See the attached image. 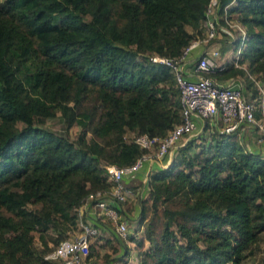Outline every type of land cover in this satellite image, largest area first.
<instances>
[{
	"label": "trees",
	"instance_id": "16d2710c",
	"mask_svg": "<svg viewBox=\"0 0 264 264\" xmlns=\"http://www.w3.org/2000/svg\"><path fill=\"white\" fill-rule=\"evenodd\" d=\"M208 1L0 0V264H53L43 258L45 233L77 230L88 194L109 189L104 166L144 152L126 133L162 137L181 121L174 77L149 56H179L203 36ZM228 13L247 30L251 72H264V0H234ZM228 70L226 78L241 73L247 89L253 84L237 68L219 73ZM57 112L67 127H81L76 142L37 125ZM203 135L214 142V170L196 181L232 186L254 207L246 224L227 221L243 248L221 240L212 207L182 205L176 156L189 140L148 174L136 225L145 224L150 245L140 264H241V251L264 231V157L243 147L239 133L206 124ZM35 233L46 247L39 253Z\"/></svg>",
	"mask_w": 264,
	"mask_h": 264
},
{
	"label": "built area",
	"instance_id": "2783aa9c",
	"mask_svg": "<svg viewBox=\"0 0 264 264\" xmlns=\"http://www.w3.org/2000/svg\"><path fill=\"white\" fill-rule=\"evenodd\" d=\"M233 2L222 4L221 0H209L202 21L203 36L192 40L179 56H149L151 62L168 67L174 77L179 90L181 121L162 137L130 132L132 136L129 141L144 152L130 164L120 166L111 163L104 166L109 189L88 194L79 208L84 218L78 216L77 231L59 240L44 254L45 260L53 264H84L88 260L90 245L101 230H112L116 236L128 238L130 222L137 224L144 188L127 185L125 179L135 176L150 161L158 164L162 158L172 156L171 148L182 138L186 142L195 131H202L205 122L212 129L224 133L240 134L246 128L254 129L255 142L264 144V98L258 106L261 116L257 117V107L248 96L245 77L236 75L222 81L211 77L225 70L228 64L246 69L240 60L246 45L247 30L229 15L228 9ZM220 33L224 38H219ZM222 45L230 51L226 57L222 56ZM246 74L253 79L251 74ZM167 164H159V167ZM149 172L142 180L144 186L147 185ZM135 196L137 208L128 211L123 204L130 203Z\"/></svg>",
	"mask_w": 264,
	"mask_h": 264
},
{
	"label": "rangeland",
	"instance_id": "374dc122",
	"mask_svg": "<svg viewBox=\"0 0 264 264\" xmlns=\"http://www.w3.org/2000/svg\"><path fill=\"white\" fill-rule=\"evenodd\" d=\"M85 17L87 19L89 18L88 15ZM219 38H224L223 33L219 34ZM222 47L223 46L220 47L222 56H228L230 51L226 49L225 51ZM246 58L242 56L240 60V64L244 65L246 69L237 67L238 70L244 71L245 74L247 71H252V66L249 65L248 59ZM26 63L29 64L28 61ZM228 67L235 68L231 67L229 64L227 65V68ZM231 73H234L233 70H228L223 74L218 73L216 77L218 80H223ZM250 74L254 80L248 77V81L251 80L254 85L248 86V96L258 108L262 98H264V72L255 73L253 71ZM246 78L247 77L244 79L246 80ZM206 124H208V122H205V125ZM37 125L53 131L54 133L61 134L71 142H76L77 136L81 130V127L77 124H73L70 128L67 127L59 112L52 117L44 119L43 122ZM201 132L202 131H195L191 137L186 139V142L190 140V145L183 152L177 154L179 148H177V146L185 143V138H182L171 148V159L173 160L177 154V161L182 160L179 169L183 171L178 173V176L175 177L179 187L178 197L180 201L182 200V205L185 207H190L191 205L212 207L216 212L215 223H212V226L217 225L221 240H226L228 241L227 243L236 246L237 248L235 251H238V249L243 248L242 242L235 241V231L227 225V221L237 218L239 222L246 224L254 213V207L244 196L238 195L237 190L232 186H227L223 183L217 186L210 181L205 183L196 181L195 178L198 176V172H205L208 174L209 171L211 172L214 170L212 164L215 162L212 159L213 148L210 146L211 143H214L213 139H210L209 136L206 135L201 137ZM240 135L243 141L242 145L246 149L256 145L254 139L256 132L254 129L246 128L245 131H241ZM89 136L90 135L87 134L86 138H89ZM131 136L132 133H126V138L128 140H130ZM244 138L248 144L245 143ZM165 158L166 157L162 158V160H166ZM172 160L168 161V163H171ZM155 169L157 168L152 170ZM123 205L128 211L135 210L136 207L133 201H130V203L126 202ZM78 216L84 218L81 210L78 211ZM134 223L135 222H130V236L126 239L116 236L112 230H101V233L95 237L92 243V257L86 260L84 264H140L141 252L150 245V241L148 240L149 237L145 234V224L143 223L137 228V225ZM62 228L63 227L59 228V230L51 228L45 233V240L47 241L48 247L51 246L52 248L54 246L53 244L56 238L70 234V232L74 233V230L75 232L77 231L72 224L67 225L65 230ZM38 236L39 234L35 233L32 245L34 251L37 253L41 252L43 248H46L39 241ZM139 240L143 243L142 248L139 247ZM240 257L241 264H264V231L257 236V240L253 244L241 251Z\"/></svg>",
	"mask_w": 264,
	"mask_h": 264
},
{
	"label": "crops",
	"instance_id": "0c3cea01",
	"mask_svg": "<svg viewBox=\"0 0 264 264\" xmlns=\"http://www.w3.org/2000/svg\"><path fill=\"white\" fill-rule=\"evenodd\" d=\"M222 46H223L222 48H224V50L225 49L227 50V46H224V45H222ZM244 141H245L246 144H248V142L245 140V138H244ZM248 148H250L251 150H253V151L257 152V153H259L261 156L264 157V144L256 143L255 146H253V147L251 146V147H248ZM170 156L171 155H169L168 159L166 157L165 158L166 160L159 161L158 164H157L156 161L155 162H151L150 161V162L146 163L144 165V167L142 169H140L138 171V173H136L135 176H133L131 178H126L125 181H124L125 184L136 186V188H138V189L144 188L143 193H142V198L145 197L147 195V185L144 186L143 182H142V180L144 179L145 175L149 171H151L152 169L159 168V164H163V165L167 164L168 161L171 160ZM151 167H153V168L150 170ZM132 201H133V203L136 204L137 203V196H135V198H133Z\"/></svg>",
	"mask_w": 264,
	"mask_h": 264
}]
</instances>
